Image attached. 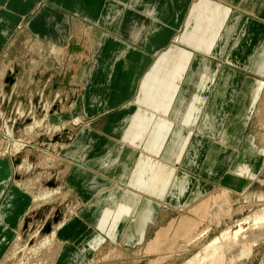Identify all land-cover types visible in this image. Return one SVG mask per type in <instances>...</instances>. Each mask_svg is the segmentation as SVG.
<instances>
[{
  "label": "crops",
  "instance_id": "obj_1",
  "mask_svg": "<svg viewBox=\"0 0 264 264\" xmlns=\"http://www.w3.org/2000/svg\"><path fill=\"white\" fill-rule=\"evenodd\" d=\"M206 16L210 17V23L213 24L211 28L213 27V30L217 34L214 37L213 31L207 37L206 41H208L206 43L204 41L203 43L208 46V49L212 43L209 50L211 52L212 47L218 38H220L219 36H221L223 42L221 52L223 53L227 49L232 33L234 30H237L239 23H244V29L249 32L245 35L246 38L255 37V26L264 29V0H0V90H5L7 86L10 87L7 95L5 94L7 98V102L5 103H8L11 94H14V97L11 99V103H14L11 104V107L16 111L18 105H20L17 96L22 94L25 100H27V107L24 110L27 111L29 107L34 109L33 105L29 106L32 98L31 91H27V97H25L26 94L21 93L20 88L34 84L35 81L32 80V76L36 73L43 76L47 71L54 72L56 74V81H58L57 83L62 87H58L53 96L56 95V100L61 95L65 101L70 99L69 103H63L61 109L59 107L57 112L55 111L56 113L62 112L64 117L77 116L81 118L84 116L90 119L106 111L114 110L111 111L113 113L117 110V112H120L132 107L134 115L131 122L133 121V117L138 115L136 121L140 126L136 127L137 129L133 131L131 130L132 123L130 122V129H128L131 132L128 131L127 136L123 135V137L126 136V139L130 140L135 132H139L142 139L135 145L136 152L140 149L141 143H145L151 152L155 150L160 151L163 148L162 139L168 134L173 123L165 114L173 107L176 96L179 93L178 82L191 61L190 52L177 49L183 57V62L181 63H177V60L173 62L172 54L174 50H169L172 53H164L166 56L165 61H171L165 64L164 72H161L162 74L156 73L155 83L154 79L152 80L150 95H143L141 93L140 82L146 78L150 70L148 78L154 76L153 73L156 70L151 65L155 56L169 45L177 32L185 24L187 25V31L182 36L184 37L183 39L193 40V43L198 41L197 37L199 36L193 32H196L199 28L202 29L201 25ZM223 22L231 24L224 26V33L222 34L220 28ZM250 23L255 26L249 27ZM202 35L205 38V34ZM238 37V35L235 37L232 44L230 56L235 53L237 56L241 55L242 57L232 59L229 56V60L247 69L255 59L254 57H247V54L251 55L255 50H235L237 47L235 41ZM262 40H264V36ZM195 51L203 53L199 50ZM204 54L208 53L204 52ZM256 54H260L258 58H261L264 55V48L260 52L257 51ZM198 56L202 55L199 54ZM197 69L201 70L200 67ZM207 70L209 71L210 68H207ZM228 70L231 69L228 68ZM72 71L74 72V76L71 73ZM224 71L226 69H221L219 74L221 75L222 72L224 74ZM229 74L230 72L226 76ZM232 74L237 75L236 72ZM52 75L49 74L45 83L34 91V94L39 95L40 101L45 100V98L50 101L53 100V98L42 97V90L45 86L54 83L50 82ZM76 75L79 77V81L75 80ZM164 75H166L169 90L165 96H161L162 94L159 93L158 88H161L163 85L162 78ZM9 77L13 78V84L6 83ZM227 79L229 78L223 80L224 82L222 81L226 85H228ZM158 84L160 85L157 86ZM183 92L184 94H182L181 99L178 101L180 108L176 111V116H174L176 120H180L183 128L181 131L175 132V141L167 153L168 157L172 159L171 153L173 149L180 152L181 148H184L183 155H181L177 164H180L181 160H183L189 141L190 132L185 128H188L189 124H195L199 118L200 111L204 109V104L208 102L203 96L205 102L201 107L197 106L193 112L190 111L194 116V118H190L188 106V103L192 102L189 101L191 100L190 97L194 95L197 99L201 98V92H198V96V94H194V90L189 86ZM49 94H51V90H49ZM138 95L144 99L146 106L150 108L144 113H142L141 106L138 108L137 103L140 100V98L138 99ZM161 112L164 114L160 116L162 119L156 121V125L160 129L159 131L151 132L148 119H152V116ZM145 113L150 114V118L145 116ZM128 119L129 117L127 121ZM202 123L207 130L211 133L213 132L212 128L215 126L211 127L210 115L204 116ZM109 127L110 132L114 134H121L122 129H125L113 125H109ZM113 128L115 129L112 130ZM226 134L228 133L226 132ZM79 135L80 138L77 137V141L84 140L86 143L75 141L73 144H69L67 146L69 147L67 153L69 158H61V162L57 167L51 166L53 169L56 168L57 173L64 175L65 181L63 180L62 186H67L69 182L76 191H69L72 199L70 200V204H67L66 210L71 212V214L67 215V218L64 219V226L56 235L64 242L60 249L65 248L66 244L68 246H66L65 252L67 254L72 253L73 255H77L74 252L91 240L90 238L94 234H100L105 238L103 244L107 240L113 241L106 234L110 219L107 222H101V226L106 223V226L102 229L98 226L99 222L103 220L105 210H110L111 212L112 210L120 211L123 199L133 198V196H129L131 193L125 191L126 187H120L118 186L119 184L116 185L120 183V179L125 184L128 177H125L124 173L117 175L115 179L109 178L103 172L94 173L92 171L97 170H86L81 162L85 158L90 166L95 167L96 165V167H100L102 170L111 166L118 167L114 163H118L120 160L124 161L122 157L126 156L127 151H130L129 146L127 147L123 142L112 143L109 146V144L102 142L104 139L103 133L98 136L86 129H82ZM154 135L158 136L155 142L153 141ZM94 136H97V139L90 149V144L87 142L90 141L91 137L94 140ZM217 138H214L215 141H217ZM176 139L180 140L182 145H174ZM185 140L186 142L183 144ZM130 144L132 143L130 142ZM56 148L54 149L56 150ZM106 151L107 153H104ZM121 151L122 153L125 152V154L121 155ZM159 151L158 153H154L159 154ZM81 153L80 159L78 155ZM150 160V156H147L141 162L138 158L137 171L140 168L149 171L151 168L153 171L155 164L150 162ZM11 165L12 161L9 158H0V249L1 247H6L13 240L15 231L19 230L23 218L31 211L30 206L34 201L29 188H24L17 183H13L14 178L19 175L13 174ZM157 165L160 166L161 171L156 169L160 171L162 178H166L168 170L172 171L171 181L175 185H172V187L170 185L168 192L171 188H176L179 196L188 193L185 182L186 177L188 181L191 179V181L197 183L201 182L199 179H194L185 174V176L181 177V182L178 183L176 179L174 181L175 170H173L172 166ZM77 172L80 173V178L84 177L85 179L71 180L68 177L70 175H78ZM49 174L47 179L52 175L51 173ZM172 175L174 176L172 177ZM40 176L41 172L39 173V178ZM141 176L147 177L146 174ZM82 189H85L84 200L77 193L81 192ZM141 194L145 195L148 199H153L148 193L142 191ZM143 199L140 195L137 201L134 202L133 207L128 211L130 215L128 217V227H126L127 221L125 218L119 224H117L118 221H115L116 218H112L116 226H118L115 239L122 237L124 230L127 233L131 231L129 232L130 234L137 230L136 225L140 223L142 208L145 209L146 215L151 212L148 211L149 202ZM146 205L147 207L145 208ZM152 207L156 212L161 209V207L154 205ZM78 208L81 209L80 214H83L82 217L79 218L78 215L73 217L72 213ZM88 214L92 215V217H84L87 219V222L83 216H87ZM116 215L120 217L121 214L114 213V216ZM123 216L127 215L123 214ZM91 224H93V227ZM149 224L147 221L144 224L142 223L141 229L147 230ZM84 232H89V238H86L88 233L85 234V237H83L84 235H80ZM144 234H146V231ZM57 240L59 241V239ZM132 243L136 244L134 241ZM95 248L83 254L85 259L93 255ZM72 262L74 260H70V263Z\"/></svg>",
  "mask_w": 264,
  "mask_h": 264
},
{
  "label": "rangeland",
  "instance_id": "obj_2",
  "mask_svg": "<svg viewBox=\"0 0 264 264\" xmlns=\"http://www.w3.org/2000/svg\"><path fill=\"white\" fill-rule=\"evenodd\" d=\"M210 22V17H204L203 24L201 25L202 29L199 28L196 32H193L199 36L197 37L198 41H196L195 43L192 42L193 40H189L186 38L183 39L184 37L182 36H184L187 31V25L185 24L183 28L179 32H177L169 45L155 56V59L151 65V67L155 68L156 70L153 73L154 76L148 78L150 76V70L148 73L149 75L147 74L146 78L141 80L140 82V88L142 89L141 93L143 95H150L152 80L154 79L155 83L156 73L164 72L165 64L171 61H165L166 56L164 55V53H172L169 52V50H174V53L172 54L173 62L174 60H177V63H181L183 62V57L181 56V52H179L177 49L190 52L191 61L178 82L179 93L176 96L173 107H171L168 110L167 114H165V116L173 121V123L171 125V129H169L168 131V134L165 136V138L162 139L163 148L160 151H154L155 153H158L159 151V154H155L154 152L149 151L145 143H141L140 149H138L136 152L135 145H137L139 140L142 139V136L139 132H135L134 135L131 136L130 140L132 141L126 139V134L128 131H134V129H137L136 127L140 126V124L136 121L138 115H135V117H133V121L131 122L132 116L134 115L132 107L124 109L123 111L121 110L120 112H117V110H115V112L113 113L111 111L114 110H111L109 112L106 111L90 119H87L84 116H80L81 118L77 116L64 117V115H62V112L56 113L57 109L59 107L61 109V105L64 103L61 101L62 95L57 100V97L55 95L53 96L54 101L52 100V102H48L49 100L46 98L44 101V103L47 104L48 102L50 105L49 114L51 117L49 119L42 120L41 124L38 127L29 129L26 127L30 124V122H32L31 117L33 116V119L36 120H39L40 117L36 116L35 111L32 108V111H30L31 113L26 112L22 107V103L20 101H18L20 105L17 109L21 114H19L20 116L18 115V113L16 114L15 109L11 107V104H13L14 102L11 103L10 98L9 102L5 103L7 102L5 90H0V158L10 159L8 150L10 149V153L15 152V146H17V144L21 142V145L23 146L18 150L19 152L17 153L19 154L15 156L16 158L14 161L15 164H20L18 173H15L19 176H16V178H14L13 183H17L24 188H29L33 197L43 190H51L57 187V185L55 186V182L50 180L47 182V184H45L47 186V189L44 188L45 185L42 189L40 186V180L44 177L48 178L47 176L50 172L46 169L53 168L51 167L52 165L57 167L61 162V158L63 159L68 157L67 153L69 147L67 146L71 143L73 144L75 141L78 142L77 137L80 138L79 134L82 132V129L90 130L91 133H94L98 136L103 133L104 139L102 142L104 144H109V146L112 143L123 142L127 147L129 146L130 148V151H127L126 154L125 152L122 153L121 151V155L125 154L126 156L122 157L124 161L120 160L118 161V163H114V165H118V167L111 166L107 167V169L102 170V168L96 167V165L95 167L90 166L89 162L86 161L85 158L81 162L86 170L93 169L98 171H92L94 173L103 172L109 178L115 179L117 175H121L124 173V176L126 175L125 177H128L125 181V184H123L122 180L120 179V183H117L116 185L119 184L118 186L120 187H126L125 191L131 193L129 194V196L139 198V196L141 195L144 198L143 200H146L150 204L148 211L153 212H150L148 215H146L145 209L142 208L140 223L136 225L137 230L132 232V234L129 233L131 231L127 233L126 230H124L122 233V237L115 239L118 226H116L114 222L118 221L117 224H119L125 218V220L127 221L126 227H128V217L130 216L128 211L130 210L132 205L130 204V207H128L129 203L127 204V202L129 201L134 203L138 198L136 200H133V198H124L120 211L112 210L111 212L110 210H105V213L103 215L104 217L102 216L103 220L99 222L98 226L100 229L104 228L106 226V223L101 226V222H107L108 219H110V221L108 222L109 228L106 234L109 238L113 239V241L107 240L106 243L103 244L105 242L104 241L102 242L103 245L96 247L93 251V255L88 256L85 260H83L84 262H86V264H185L187 262V259H191V257H193L203 248L204 245L207 244V242L211 241L214 237H216V235H219L224 229L228 228L229 226V229L231 231L236 230L238 228V225L240 224L244 229L251 228V225H253L252 219L254 213L257 210L264 209V181H262L264 180V110H262L261 112H256L260 104L259 100L264 99V55L261 58H258L260 57V54H256L257 51L260 52L264 48V40H262L264 36V29L257 28V26L250 23L248 25L249 27L255 26V37L246 38L245 35L249 32L244 29V23H239L237 26V30H234V32L232 33L231 41L229 42L227 49L224 50L223 53L221 52L223 42L222 37L219 36L220 38H218L210 52L209 50L212 46V43L209 49L208 46L203 43L204 41L205 43L208 41H206V39H208L207 37H209V34L213 33L214 31L213 27L211 28V25L213 24ZM227 24L231 23L223 22L222 27L220 28V32L222 34L224 33V26ZM202 34H205V38ZM216 34L217 32L214 31V37L216 36ZM237 35L239 37L235 41L237 43V47L235 48V50H255L253 54H247V57L255 58L252 62V65L247 69L242 68L240 65L229 60L231 47ZM195 50L202 51L203 53H199ZM204 52L208 54H204ZM199 54L202 56H198ZM240 56L241 55L237 56V54L234 53L231 54L230 58L232 57V59H236ZM199 67L201 68V70L197 69ZM207 68H210V70L208 71ZM228 68L231 70H228ZM221 69H226V71H224V74L222 72V74L220 75L219 71ZM229 72L230 74L236 72L237 75L235 76L232 74L229 77V74L228 76H226ZM71 73L74 76V72L72 71ZM226 78H229L227 79L228 85L223 83V80H225ZM75 80L79 81V77H77V75ZM162 80L163 85L161 88H158V91L160 94H162L161 96H165V94H167L169 90L166 75L163 76ZM216 84L218 85L215 87ZM159 85L160 84H158L157 86ZM188 86L190 88L192 87V89L194 90V94H198V92H201V98L199 97L197 99L194 95H191L190 97L191 100L189 101H192L188 103L190 118H194L190 111L193 112L195 108H197V106L201 107L205 102L204 97L208 102L204 104V109L200 111L198 116L199 118L198 120H196L195 124H189V126H187L188 128H185L190 132L189 141L188 145L186 146L183 160H181L180 164H177V162L181 158V155H183L184 148L182 147L180 152L173 149L171 153L172 159L168 157L167 153L170 151L169 149H171V147L173 146L172 143H174L175 141V132L179 130L181 131L183 128L181 126L180 120H176L174 116H176V111L180 108V103H178V101L181 99L182 94H184L183 90ZM139 98L140 100L137 105L138 108L141 106L142 113H144L150 108L146 106L144 99L140 97V95H138V99ZM212 98L214 99L212 100ZM54 105H56L55 109H53ZM29 106H32V104H30ZM32 112L34 113L32 114ZM52 114L54 115V117H52ZM144 115L150 118V114L145 113ZM163 115V112H161L159 114L157 113V115L155 116H152V119H150L152 121L151 123L148 119V124L151 127V132H155L157 130L159 131L160 127L156 125V121L162 119L160 116ZM208 115H210L211 127L215 126L214 128H212V133L207 130L202 123L204 116ZM128 117L129 119L127 121ZM76 118H78V121L76 123H73V119ZM26 119H28L29 122H27ZM130 122L132 123L131 130H129ZM109 125H113L116 127L118 126L119 128L125 129H122L121 134H114L110 132ZM114 129L115 128H113L112 130ZM224 130L228 134H226ZM8 131L10 132L9 136L11 137L8 136ZM123 135L126 136L123 137ZM218 136L220 137L217 138ZM223 136L224 140H221ZM157 137V135H154V142L157 140ZM10 138H13V140L16 139L18 142L15 143V141H12ZM94 138L95 139L93 140L91 137L90 141L87 142L90 144V149L95 144L97 136H94ZM214 138H217V141H215ZM81 142L85 141L80 140V142L78 143ZM130 142L132 144H130ZM185 142L186 140L183 144H185ZM29 144L35 145L39 149L36 151H30ZM174 145H182V142L176 139V143ZM54 147H57L56 150H54ZM46 148L53 152V154H55L57 157L49 155V152L45 151L47 155L44 156V158L41 160L39 157L40 153H37V151H42L44 149L46 150ZM104 153H107V151ZM110 153L112 154V152ZM30 155L34 156L36 161L29 160ZM133 155H135L136 157H133ZM81 156L82 153L78 155V158L81 159ZM147 156H150V162L155 164L153 168L154 170L152 171L150 168L149 171L140 168L137 171L136 167L139 164V162L137 161L138 158L141 162ZM157 164L172 166L173 170H175V176L172 175V177L174 176V181L176 179L178 183L181 182V177L185 176V174H188L194 179H199L201 182L197 183L195 181H191V179H189L188 181V178L186 177L185 182L187 185L186 189L188 193L179 196L178 190L176 188H171L172 185H175L174 182L171 181L172 171L168 170L166 172V178H162L160 175V166ZM16 166L19 167V165ZM156 168L160 171H158ZM40 172L41 176L39 178ZM242 172L249 173V177H241L240 173ZM77 173L78 175H70L68 177L71 180L85 179L84 177L80 178V173ZM145 174L147 175V177L141 176ZM27 180L30 182V184L26 183ZM170 185L171 189L168 192V188ZM197 185H200L201 191L200 195L196 199H194L193 192L194 190H196ZM217 186H223L228 190L229 200L231 201L230 208H232V210L239 209L238 212L232 214V219L228 220L227 218H224V221H222L221 225L217 227L208 222V220H203L199 228H196L194 230H177L176 225H178L182 219H185L184 217L186 216L191 219H197L193 215L197 213L198 218H202V213L199 211V208L203 207L204 199H206L210 194L216 192ZM70 190L75 191V189L68 182L67 186L65 185L60 188V191L56 193V195L55 193H53L50 196L51 198L49 197L45 200L46 202L42 201L43 203L41 202L39 204H51V208L47 210L48 212H43L44 217L47 216L48 218H51L58 209L61 208V210H64V203L67 202V199L71 195V193L69 192ZM84 190L85 189H82L81 192H77L83 200V197L85 196ZM142 191L148 193V195L154 200L146 198L145 195L141 194ZM151 204L161 207V209L156 212ZM36 206L37 205H34L33 201L30 206L31 211L29 212H32V214H30L29 216L32 217L34 211L36 210V208H38ZM52 206H54L55 210H52ZM146 207L147 205L145 206V208ZM80 208L72 213L73 217H75L76 215H78L79 218L82 217L83 214H80ZM66 212H68V210L65 209V214ZM114 213H120L121 215L120 217L119 215L114 216ZM68 214L70 215L71 212H69ZM123 214L127 216H123ZM145 216L147 217L145 218ZM84 217L91 218L92 215L88 214L87 216L84 215L83 218ZM112 218H116V220L113 221ZM84 220L87 221L86 218H84ZM146 221L150 224L148 225L147 230L145 229L146 234H144L145 231L143 234H141V224L143 222L146 223ZM28 223L35 224V231L42 227V220L40 223L39 220L33 219L32 221H28ZM63 225L64 223L61 225V228L63 227ZM91 226L93 227V224H91ZM162 229L164 232H162ZM89 232H84L80 235H84L83 237H85V234L88 233L86 238H89ZM185 232L188 233L186 234ZM206 233L207 235H205ZM98 235L101 236L100 234ZM30 236H32L31 234H29L28 237L33 238L34 235L32 237ZM159 237H161L159 244L153 243ZM57 239H59V241ZM21 241L22 240L19 236V230H17L15 231L13 240H11L6 245V247H1L0 264H59L60 256L61 254H63L62 252H64V249L67 246L65 244V248L60 249V247L62 248L64 242L57 236H55V239H51V241H48L49 244H46L45 246L40 248L42 249H39L40 251H36L35 245H37L38 242H35L36 244L32 243L33 239L32 241L29 240L30 242L28 241L30 246H27L26 242ZM132 241H134L136 244L132 243ZM21 243L25 244L26 247L23 248V252L21 251V253H16V249H18L17 246L23 245ZM60 243L62 244L60 245ZM149 244H151L152 247H150ZM177 245H179V247ZM109 250H116L115 252L120 256L115 255L112 257H107V259L102 258V255L107 254ZM73 251H75V249H73ZM70 255L71 257H74V260L76 259L77 261H79V255H73L72 253ZM72 263L74 264V262ZM229 264H264V232H262L261 236L256 241V245L252 248V251L249 253V255H247V257L244 256Z\"/></svg>",
  "mask_w": 264,
  "mask_h": 264
},
{
  "label": "bare ground",
  "instance_id": "obj_3",
  "mask_svg": "<svg viewBox=\"0 0 264 264\" xmlns=\"http://www.w3.org/2000/svg\"><path fill=\"white\" fill-rule=\"evenodd\" d=\"M44 101L45 100H43V101L38 100L36 104H32V101H31L30 104H32L34 106L35 114H36L37 110L40 111L42 114H41V116H37V114H36L37 117H40L39 120L33 119V116H32L31 117V121L32 122H30V124L26 128H29L30 129V128L38 127L41 124V121L42 120H44V119L46 120V119H49L51 117L50 114H49V106L50 105H49L48 102H52V101H50V100L48 101L47 100L48 101L47 104L44 103ZM259 102H260V104H259L256 112L257 111L258 112H261L262 110H264V99L259 100ZM18 111L19 110L17 109L16 110V114L17 113H18V115L21 114ZM30 111H32L31 108L29 110H27L26 112L31 113ZM22 113H23V111H22ZM33 113L34 112H32V114ZM260 115H262V114H260ZM258 116H259V114H258ZM52 117H53V114H52ZM73 120H74L73 123H76L78 121V118L73 119ZM5 130H6V128H5ZM9 135H10V132L8 131V136ZM9 137H11V136H9ZM10 139L12 141H15V143L18 142L16 139L15 140H13V138H10ZM221 140H224V136H223V138ZM22 146L23 145H21V142H20V143L17 144V146H15V152L10 153V149L8 150L9 155H10V160L12 161V165L11 166H12V169H13V174L18 173V171L20 169V164H15L14 163V160L16 158L15 156H17V154H19V153H17V152H19L18 150ZM27 146H28V144H27ZM29 147H30V151H33V150L36 151V150L39 149L37 146L31 145V144H29ZM45 151H48L49 152V155H52L54 157L56 156L55 154H53V152H51L49 149L46 148V150L44 149L41 152H37V153H40L39 154V157H40L41 160L44 158V156L47 155L45 153ZM263 158H264V154H263ZM29 160L36 161L35 157L34 156H31V155L29 157ZM16 165H19V167L16 166ZM55 169H53V168L46 169L47 171H49L52 174L51 177L49 179H47V178L44 177V178H41V180H40V186H41L42 189H43V186L45 184H47V182L49 180H53L55 182V186L57 185V187H55L54 189H51V190H43L42 192H39L38 194H36L34 196V198H33L34 205H37L36 207H38V208H39V206H42V205H39L42 201L44 202L53 193H55V195H56V193H58L60 191V188L63 187L62 185H63V182H64L63 181L64 180V175L61 174V173H57ZM48 175H50V174H48ZM240 176L241 177H244V178H248L249 177V173L242 172V173H240ZM262 181H264V180H262ZM26 183L30 184V182L28 180H27ZM46 187L47 186L45 185L44 188L47 189ZM37 188H39V187H37ZM216 188H217L216 189V192L213 193V194H210L206 199H204L203 200L204 201L203 207L202 208H199V211L202 213L201 214L202 218H198L197 213L196 214H193L197 219H191L188 216H186V217H184L185 219H182L180 221V223L178 225H176L177 230L178 229L185 230V231H189L191 229L194 230L196 228H199V226L202 224V221L203 220H208V222H210L211 224H213L214 226L217 227V226L221 225L222 221H224V218H227L228 220L232 219V214L235 213V212H238L239 209L238 210H234V209L232 210V208H230V205H231L230 202L231 201L229 200V192H228V190L225 187H223V186H217ZM200 191H201L200 190V185H197L196 190H194V192H193V198L194 199H196L200 195ZM137 198L138 197H135V198L133 197V200H136ZM71 199L72 198L69 196V198L67 199V202H69V203H67V202L66 203L67 204H70V200ZM66 203H64V210H62V214H61L62 215V218H61V220L57 221L56 223H52L51 224V230H50V232L45 233V234H41L40 233V228L37 231H35L34 230V225L35 224L34 223H28V225H27V227H26L25 230L21 229L22 225L19 228V236H20L21 240L24 241V242H26V245L27 246H30V244L28 243V241L29 240L32 241V239H33V242L32 243L38 242L37 245H35L36 243L34 244L35 245V248H36V251L42 250L40 248H42L46 244H49L48 241H51V239H55V236L57 235V233L60 230L59 228H61V225L64 223V219H66L65 217H67V215H69L68 214L69 212H66V214H65V209H67L66 208V205H67ZM127 204H128V207H130V204L132 205L131 207H133V204L134 203L128 201ZM60 205H62V204H60ZM55 206H56V204H55ZM53 208H54V206H52V210H55V208L54 209ZM52 213H54V212H52ZM30 214H32V212ZM48 214H50V213H48ZM47 218H48L47 216L44 217V219H47ZM39 221L41 223V220H39ZM252 221H253V225H251V228H245L244 229L241 226V224H240V225H238V228L236 230H233V231H231L229 229L230 226L228 228L224 229L219 235H216V237H214L211 241L207 242V244L204 245L203 248L199 252H197L193 257H191V259H189V260L187 259V262L185 264H229L231 262L233 263L234 261H236V260H238V259H240V258H242L244 256L247 257V255H249V253L252 251V248L256 245V241L259 239V237L261 236L262 232H264V209L257 210L254 213V216H253ZM43 222L44 221L42 220V225H43ZM143 224H144V222H143ZM216 229H218V228H216ZM162 232H164L163 229H162ZM140 233L143 234L144 233V229H141ZM185 233L187 234L188 232H185ZM29 234H31L32 236L34 235L33 238H29L28 237ZM94 235L95 236H92V238H90L91 239V240H89L90 242L88 241L85 245H82L80 248L77 249V251L74 252L77 255L79 254V257H78L79 258V261H77L76 259L74 260V257H71L70 254H67L65 252V249H64L63 254H61V256H60L59 264H73V263H70V260H74V264H77V262H78V264H80V263L81 264H86V262L83 261V260H85V257L83 256V254L86 253V252H89L94 247H97V246L102 245V242L105 241L104 240V237L102 238V236H99L98 234H94ZM205 235H207V233ZM32 236H30V237H32ZM156 237H157V234H156ZM161 237H159L153 243L159 244V241L161 240ZM190 237H191V235H190ZM21 244H23V243H21ZM149 246L152 247L151 244H149ZM177 246L179 247V245H177ZM24 247H26L25 244H23L22 246H17L18 249H16V253H18V252L21 253V251L23 250ZM173 247H174V245H173ZM156 248H159V247H156ZM116 250H118V249H116ZM116 250H114V251L113 250H109L107 254H103L102 255V258L107 259V257H110V256L112 257V256H115V255H118L115 252ZM81 256H82V259H81ZM118 256H120V255H118ZM163 258H165V257H163Z\"/></svg>",
  "mask_w": 264,
  "mask_h": 264
},
{
  "label": "water",
  "instance_id": "obj_4",
  "mask_svg": "<svg viewBox=\"0 0 264 264\" xmlns=\"http://www.w3.org/2000/svg\"><path fill=\"white\" fill-rule=\"evenodd\" d=\"M49 74H53L52 75V78L50 80V82H54V83H50V84H47V86H45V88L42 90V97H47L49 99H52L53 98V93L57 90V88H61L62 86H59V84L57 83L58 81H56V74H54V72H46L43 76H40L39 74H35L34 76H32V80L35 81L34 84H31L30 86H28L26 89L25 87H22L20 88V92L23 93V94H26L27 91H31V101H32V104H36L37 101L39 100V95L38 94H34V91L36 88H38L39 86H42L44 83H45V80L49 77ZM13 78H7L6 80V83H13ZM36 81H39V82H36ZM10 87L7 86V88L5 89V93L7 94L8 91H9ZM49 90H51V94H49ZM14 97V94H11V99ZM27 97V94L26 96ZM17 100L20 101L22 103V107L25 109L27 107V100H25V98L23 97L22 94H19L17 96ZM61 101L68 104L70 99L68 100H64V98H61ZM56 108V105L53 106V109ZM37 116H41V112L37 110L36 112ZM27 122H29L28 119H26ZM53 139H56V138H53ZM51 204H46V205H42L40 206L39 208H37L32 217L29 216V214H27L24 218H23V222H22V227L21 229L25 230L27 225H28V221H32L33 219H37V220H43V225L42 227L40 228V233L41 234H45V233H48L50 232L51 230V224L52 223H56L57 221L61 220L62 218V210L61 209H58L54 215L51 217V218H47V219H44V215H43V212H46L49 208H50Z\"/></svg>",
  "mask_w": 264,
  "mask_h": 264
}]
</instances>
